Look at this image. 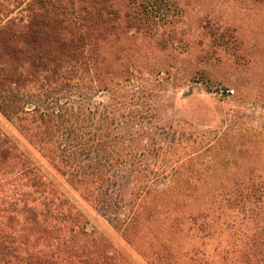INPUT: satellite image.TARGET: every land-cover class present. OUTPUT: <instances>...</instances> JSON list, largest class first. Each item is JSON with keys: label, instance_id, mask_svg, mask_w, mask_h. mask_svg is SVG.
Returning a JSON list of instances; mask_svg holds the SVG:
<instances>
[{"label": "trees", "instance_id": "obj_1", "mask_svg": "<svg viewBox=\"0 0 264 264\" xmlns=\"http://www.w3.org/2000/svg\"><path fill=\"white\" fill-rule=\"evenodd\" d=\"M176 1L26 0L7 9L0 114L147 264H264V169L192 179L198 171L184 161L201 151L187 150L196 137L161 115L158 94L174 73L159 77L147 54L123 42L165 46L167 28L189 16ZM241 19L214 13L205 27H224L215 41L234 49L248 27L253 47L259 25ZM188 41L183 58H195ZM0 264H132L1 128Z\"/></svg>", "mask_w": 264, "mask_h": 264}, {"label": "rangeland", "instance_id": "obj_2", "mask_svg": "<svg viewBox=\"0 0 264 264\" xmlns=\"http://www.w3.org/2000/svg\"><path fill=\"white\" fill-rule=\"evenodd\" d=\"M23 1L26 0H0V19L7 9L16 11ZM236 1H176L177 8H183L184 15L189 16L177 17L167 28L170 39L165 46L153 38L142 42L140 36L128 35L123 40L125 45H133L148 55L154 72L162 69L159 77L164 79L165 72L174 73L172 81L164 82L166 90L158 94L163 98L161 115L196 137L187 150L201 151L193 160L184 161V167L198 171L190 175L192 179L257 178L261 176L259 170L264 169V4ZM214 13L223 20L234 15L243 22L249 18L250 30L259 25L251 33L253 47L248 42V27L244 26L241 38L245 41L239 49L217 43L214 33L224 31V27H205L206 16ZM252 14L256 16L250 18ZM185 37L195 58H183L180 40ZM0 128L83 212L90 228L105 236L132 264H147L142 254L86 203L1 114ZM206 145H210L208 151H204ZM249 169H254L253 173L248 174Z\"/></svg>", "mask_w": 264, "mask_h": 264}]
</instances>
